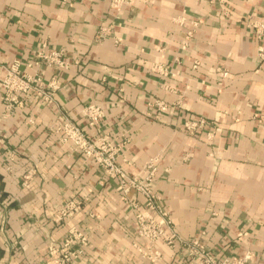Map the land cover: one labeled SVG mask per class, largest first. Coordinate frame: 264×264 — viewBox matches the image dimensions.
<instances>
[{
    "label": "crops",
    "instance_id": "0c3cea01",
    "mask_svg": "<svg viewBox=\"0 0 264 264\" xmlns=\"http://www.w3.org/2000/svg\"><path fill=\"white\" fill-rule=\"evenodd\" d=\"M249 14L264 16V0H0L2 68L41 50L70 63L45 70L61 84L50 104L34 97L8 111L0 83V264H44L49 237L61 242L71 227L88 238L76 264H146L132 205L143 197L131 191L128 202L57 130L63 114L86 127L90 104L105 110L99 134L127 141L129 174L157 158L156 189L182 239L264 264V62ZM221 70L230 77L219 83ZM198 118L205 130L187 134ZM71 200L79 209L56 222ZM160 247L161 264H189Z\"/></svg>",
    "mask_w": 264,
    "mask_h": 264
},
{
    "label": "built area",
    "instance_id": "2783aa9c",
    "mask_svg": "<svg viewBox=\"0 0 264 264\" xmlns=\"http://www.w3.org/2000/svg\"><path fill=\"white\" fill-rule=\"evenodd\" d=\"M128 0H113V7L119 9ZM246 28L258 41L257 55L264 62V16L249 14L246 16ZM103 28L101 35H107ZM196 63L195 66H197ZM70 63L63 52L57 50H41L28 62L14 59L11 64L0 66V83L3 89V100L6 109L12 111L24 100L41 97L44 103L53 102L54 96L61 88L56 76L47 79L46 69L68 68ZM230 77V72H219V83ZM159 110H165L163 102H156ZM86 127L77 124L72 118L63 114L56 123L61 141L70 144L71 148L84 155L91 163L103 172L118 180L125 199L131 191L137 192L144 199L142 205L134 204L135 232L139 242L135 247L146 264H161L163 252L160 247L165 245L171 250H181L189 259V264H247L252 258L250 253L244 256H229L223 252L210 253L199 240H184L174 229L169 210L163 205V198L156 189V176L159 171L157 158H151L143 175H131L120 161L124 160L127 141L114 142L108 134H99L100 123L105 118V110L100 104H90L81 111ZM207 120L198 118L185 122L183 130L189 135H196L205 130ZM36 167L32 166L23 176V183L28 184L36 175ZM79 209L76 200L67 202L61 210L56 222L71 216ZM88 244L87 236L71 227L61 242L49 237L48 259L44 264H76Z\"/></svg>",
    "mask_w": 264,
    "mask_h": 264
}]
</instances>
